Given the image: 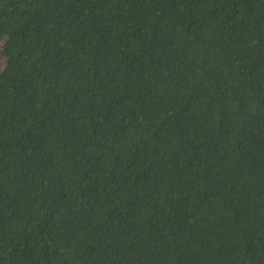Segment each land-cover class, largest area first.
<instances>
[{
  "label": "trees",
  "instance_id": "1",
  "mask_svg": "<svg viewBox=\"0 0 264 264\" xmlns=\"http://www.w3.org/2000/svg\"><path fill=\"white\" fill-rule=\"evenodd\" d=\"M0 264H264V0H0Z\"/></svg>",
  "mask_w": 264,
  "mask_h": 264
},
{
  "label": "rangeland",
  "instance_id": "2",
  "mask_svg": "<svg viewBox=\"0 0 264 264\" xmlns=\"http://www.w3.org/2000/svg\"><path fill=\"white\" fill-rule=\"evenodd\" d=\"M3 66H4V61L3 59L0 58V69L3 68Z\"/></svg>",
  "mask_w": 264,
  "mask_h": 264
}]
</instances>
